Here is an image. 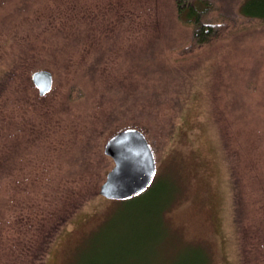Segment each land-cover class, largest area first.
Returning a JSON list of instances; mask_svg holds the SVG:
<instances>
[{"label":"rangeland","instance_id":"374dc122","mask_svg":"<svg viewBox=\"0 0 264 264\" xmlns=\"http://www.w3.org/2000/svg\"><path fill=\"white\" fill-rule=\"evenodd\" d=\"M208 1L229 28L186 51L176 0H0V264H240L263 236L264 20ZM126 127L155 153L147 200L99 194Z\"/></svg>","mask_w":264,"mask_h":264},{"label":"water","instance_id":"95a60500","mask_svg":"<svg viewBox=\"0 0 264 264\" xmlns=\"http://www.w3.org/2000/svg\"><path fill=\"white\" fill-rule=\"evenodd\" d=\"M41 95L48 92L53 74L48 69L36 70L32 75ZM104 152L114 166L100 184L99 194L108 199H130L147 190L154 181L157 163L154 150L145 133L136 127H126L106 141Z\"/></svg>","mask_w":264,"mask_h":264},{"label":"trees","instance_id":"16d2710c","mask_svg":"<svg viewBox=\"0 0 264 264\" xmlns=\"http://www.w3.org/2000/svg\"><path fill=\"white\" fill-rule=\"evenodd\" d=\"M212 8V5L208 0H176V10L178 18L185 24H190L193 27V36L191 43L186 48V51H193L199 49L200 47L206 45L212 40L219 38L225 34L228 30L229 25L227 22H209L206 20L208 12ZM240 15L249 19H261L264 20V0H243L238 8ZM155 188V184L145 190L140 195L130 198L132 201L147 200L150 198L152 191ZM77 207L75 205L74 209ZM66 221V219L61 220V222L56 223L51 227L48 232V237L45 239L44 247L42 253L38 256H44L46 250L52 243L59 226ZM239 224V223H238ZM242 255L240 256V264H264V232L263 236L255 237L249 242L246 238L245 232L242 231ZM145 241V240H144ZM143 243V242H142ZM241 244V243H240ZM147 251H142L141 254H137L139 261L129 264H157L160 257L158 255L147 256ZM173 259L171 261V264ZM86 264H119L116 261H96L94 259L88 260ZM170 264V263H169ZM184 264V263H181Z\"/></svg>","mask_w":264,"mask_h":264}]
</instances>
